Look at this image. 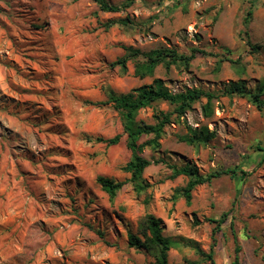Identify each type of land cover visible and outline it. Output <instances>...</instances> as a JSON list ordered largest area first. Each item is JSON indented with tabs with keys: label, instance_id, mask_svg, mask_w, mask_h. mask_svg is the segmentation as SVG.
Returning <instances> with one entry per match:
<instances>
[{
	"label": "rangeland",
	"instance_id": "1",
	"mask_svg": "<svg viewBox=\"0 0 264 264\" xmlns=\"http://www.w3.org/2000/svg\"><path fill=\"white\" fill-rule=\"evenodd\" d=\"M129 48L143 55L123 72L113 63ZM162 48L198 53L188 67L137 76L144 54ZM155 79L175 93H214L212 115L205 99L182 119L173 115L161 147L144 150L146 190L127 183L111 200L97 180L126 181L132 154L109 91L127 94ZM239 80L264 85V0H135L117 13L94 0H0V264H155L128 239L147 215L176 243L168 264H212L211 253L214 264L236 256L264 264V115L249 98L224 93ZM173 109L155 102L137 119L154 124ZM186 125L216 137L187 144ZM119 134L118 144L107 142ZM188 165L204 176L236 167L246 176L200 185L188 203L190 179L173 178L170 167Z\"/></svg>",
	"mask_w": 264,
	"mask_h": 264
},
{
	"label": "trees",
	"instance_id": "2",
	"mask_svg": "<svg viewBox=\"0 0 264 264\" xmlns=\"http://www.w3.org/2000/svg\"><path fill=\"white\" fill-rule=\"evenodd\" d=\"M98 3L100 9L104 12L117 13L123 9L131 7L135 0H125L121 5H114L106 0H94ZM252 12H248L246 22H248ZM120 23L126 25L129 20H122ZM109 27V25L107 26ZM198 51L192 50L190 55L180 54L178 51L169 48H162L144 54L145 60L137 62L135 66V74L141 78L151 76L154 70L162 65L167 70L172 65H183L188 67L196 58ZM137 49H128V54L118 59L113 66H120L123 72H127V63L130 59H136L142 56ZM227 96L240 95L247 97L253 105L264 115V85H258L255 89H249L244 80L231 82L224 92ZM216 95L212 92L204 91L200 88H184L180 92L171 91L163 80L155 79L151 84L144 85L133 89L127 94H118L112 90L109 91V102L113 104L115 109L120 113L123 125V131L127 135L126 144L131 151L132 157L130 161L123 167V171L130 174V178L123 182H117L110 178L99 177L97 182L102 190L107 193L113 200L122 188L131 183L138 193L146 190L148 185L145 183L143 174L151 165V162L143 157L144 150L147 147L159 149L161 147V139L165 134V129L173 121L172 116L176 115L178 120L182 119L193 105L197 102L206 100L203 106V112L206 117L212 115L213 101ZM167 102L174 107L172 113L160 111L154 115V124H145L139 122L137 117L141 110L150 108L155 102ZM187 134L181 137V140L190 145L207 144L216 137L215 131H211L208 127L194 128L186 125ZM144 137H151L145 142H141ZM122 135H116L108 140L110 145H116L120 142ZM99 141H103L100 139ZM263 151V149H260ZM173 170V178L178 176L189 177L190 181L182 190L183 196L190 203L192 193L196 187L211 182L213 179L224 175L235 178L239 174L246 176V172L236 167L226 171H216L209 175H201L198 167L188 165L177 168L170 166ZM216 222V221H213ZM223 220L218 221L217 229L221 227ZM139 235L130 233L128 235L129 244L137 249H142L153 255L155 264H168V254L176 243L163 234V221L153 215H147L140 222ZM204 255V254H203ZM207 258L213 263L212 253ZM232 264H240L238 256L235 257Z\"/></svg>",
	"mask_w": 264,
	"mask_h": 264
}]
</instances>
